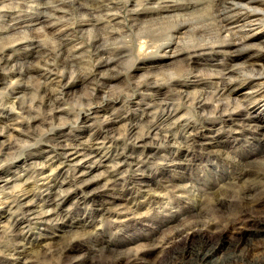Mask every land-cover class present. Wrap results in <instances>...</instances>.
<instances>
[{
	"label": "bare ground",
	"instance_id": "1",
	"mask_svg": "<svg viewBox=\"0 0 264 264\" xmlns=\"http://www.w3.org/2000/svg\"><path fill=\"white\" fill-rule=\"evenodd\" d=\"M80 1L67 2L78 3V9L82 13L93 15L91 25L95 27L100 21L99 12H111L120 0ZM199 1L126 0L131 6L132 27L139 38L145 39L142 45L140 44L142 48L153 47L154 42L151 44L149 40H158L154 37L159 35L167 41L173 40L175 36L181 41L192 34L199 38L208 37L207 25L197 19V14L204 11L206 6ZM211 1L218 8L217 20L221 25L217 37L226 45H219L217 48L232 53L233 62L204 61L207 66L204 71L213 78L219 88L213 92L203 88L196 92L189 91V84L182 83L178 76L164 68L167 60L177 56L175 48L170 50V53L166 51L165 56L168 58L163 59L165 63L162 60L159 64L164 68L163 74L167 78L162 80L158 75L152 74L146 84L138 82L137 86L143 94L156 93L158 100L164 105L166 114L158 121H150L147 131L142 135H138L141 121L133 123L130 134L135 142L141 145L152 144L156 137L160 136L166 146L158 156L162 161L174 165L178 162L175 152L180 150L181 146L192 148L191 140L197 135H202L203 128L199 131L200 128L195 123H184L182 130L176 129L180 126L179 118H175L177 110L169 100L168 94L160 92V88L166 86L172 87L177 93V98L186 103L198 99L196 105L204 114L209 108L219 109L226 116L221 124H226L234 132L240 131L245 136H253L257 148H246L235 155L236 149H223V143L218 140L213 145L205 142L207 148L213 149V159L216 160V165L205 164L199 167L205 177L196 173V169H186L187 173L164 178L151 174L147 177L118 178L115 173L121 174L122 167L127 165L128 160L118 149L115 138L103 136L104 133H101L88 139L92 140L91 146L88 147L70 141L60 133L49 134L48 140L55 141L57 147L50 150L46 160L41 162H37L38 159L34 161L36 157L31 155V163H35L38 169L36 178L28 175V169L21 167H18L19 174L8 173L0 176V264H264V116L248 111L250 103L264 100V0ZM24 2L31 3L28 6L36 12L31 18L34 17L38 21L43 19L39 21L41 25L36 29L40 32H44L46 27L44 20L63 12V5L67 4L65 0ZM230 9H236V12L248 9L250 12L247 10L237 18H230ZM28 16L30 13L25 15ZM1 18H9L4 27L24 33L27 46L33 50L31 55L39 51L41 41L35 34L28 33L31 28L24 26V29L20 30L24 21L0 13ZM179 40L171 41L167 47L177 46ZM251 44L262 51L260 55L255 58L245 56L244 63H238L242 59L241 55L237 54L238 49ZM157 46L161 47L163 44L155 45ZM213 46L203 43L193 52L201 54ZM4 50L0 53V68L5 70L11 62H15V69L8 68L14 70L17 78L12 77L8 82L19 86L14 87L19 91L11 93V97L10 94L7 96L6 92L0 95V116L4 118L0 125V135H5V139L0 140V156L8 155L7 150L16 146L19 139L17 133L22 134L25 128L34 123H47L32 114L33 104L25 106L22 103L28 83L19 80L31 78L35 74L32 67L26 66L24 69L26 59L31 55L25 54L23 58H15L13 54L8 53L9 49ZM110 63L111 61L104 63L103 67L110 66ZM22 64L24 65L21 67ZM239 71L252 72L248 77L250 85L244 90L236 87L246 84V81L241 79L242 75L239 76ZM48 72L51 77L45 76V81H38L44 92L49 85V79L59 78V82L64 80L56 73ZM52 98L45 93V106L50 105ZM150 101L149 108L153 107ZM152 110H149L150 113L146 112L149 117L152 116ZM68 113L62 107L50 108L46 118L51 121ZM143 115L145 116V113ZM110 119L112 122L119 120L111 118V114L108 123ZM209 122L204 125V134L213 137L218 128L216 129L213 121ZM106 127L108 130L109 124ZM176 146L178 147L174 152L168 151V148ZM153 150L148 147V156L156 157ZM130 155L134 156L132 152ZM105 162L112 163V170L103 169L105 174H94L106 165ZM136 163H139L137 157ZM128 167H131L130 163ZM185 168H188L187 165ZM33 184L36 187L31 188ZM7 189L10 191L7 192ZM73 189H80L81 194H92L93 198H100L101 202L93 212H83L75 226L59 228V220L64 221L69 217L70 210L64 206ZM9 193L15 194L13 200L7 199V196L11 195ZM49 225L63 229L56 242L49 239L55 236L52 234L56 232H47ZM32 229H37L36 236H42L44 239L38 241L29 239L31 236L27 238V233ZM246 230H253L256 238L244 236ZM55 259H58V262H55Z\"/></svg>",
	"mask_w": 264,
	"mask_h": 264
},
{
	"label": "rangeland",
	"instance_id": "2",
	"mask_svg": "<svg viewBox=\"0 0 264 264\" xmlns=\"http://www.w3.org/2000/svg\"><path fill=\"white\" fill-rule=\"evenodd\" d=\"M65 1L67 2L70 0ZM82 1L83 0L80 2ZM199 2H203L202 4L206 6L204 11L197 14V19L207 25L209 30L208 37L199 38L194 37L192 34L181 41L176 36L173 40L167 41L165 37L159 35L154 37L155 39L158 38V40H149L151 44L154 42V48L151 46V48L143 49L141 45L145 39L139 38L134 27H132L131 6L126 0H120L118 6L113 8L114 10L112 9L109 13L107 11L99 12L101 15L98 17L100 21H98L95 27L91 25L93 22V15L82 13L81 10L78 9V3L72 4L67 2V4L63 5V12H58V16L51 15L48 19L44 20L43 24L46 25L45 29H43L44 32L36 30L41 25L39 21H43V19L38 21L34 17L31 18L36 13L34 9L28 6L31 3L27 4L24 0H0V13L2 15L17 17L21 22L24 21L21 25L23 28L20 30H23L24 26L31 28V32L29 31L28 33L35 34L34 36H37L41 41L39 51L31 55L33 50L31 47L27 46L28 42L25 37H23L24 33L22 31H12L10 28L4 27V24L7 23L9 18L0 19V53L2 54L6 48V50L9 49L8 53L13 54L15 58H23L25 54H30L31 56L26 59L24 69L26 66H29L35 70V74L31 78L25 77L19 80L22 83H28V88L23 93L24 97L22 103L25 106L33 104L34 111L32 114L35 116L37 115L39 120H46L47 122L34 123L30 127L27 125L29 128L25 126L28 129L25 128L26 130H24L22 134L17 133L19 136L18 142L15 144L17 147L14 145L15 147H12L9 151L7 150L8 155L0 156V176L8 173L19 174L20 170L18 167H21L28 169V175L30 174L33 178H36L38 171V169H36L37 165L31 163V161H37L38 159L37 162H41L43 159L46 160L50 150L57 147V143L52 141V139L48 140L47 135L55 133L65 135L70 141L72 140L77 144L88 147L91 146L92 143V140L88 139L95 138L98 134L104 133L103 136L109 135V137L115 138L118 143V149L125 154L128 160L126 162L127 165L122 167V175L118 172L115 173L118 175V178L147 177L150 174L157 178H164L166 176H178L182 174V172L187 173L188 170L186 169H196V173L200 176L204 175L203 177H205V173L200 172L199 167L205 164L216 165V160L213 159V149L207 148L208 146L204 144L205 142H209L208 144L213 145V143L218 140L223 143V149H230L232 147L236 149L237 153H234L235 155L238 153L240 154L242 150L246 148L256 149L257 145L255 144V138L253 136H245L244 133L240 131L234 132L228 128L226 124H221L226 116L223 115L219 109L211 108L210 110L209 108V113L207 111L204 114L196 105L198 99L192 102L190 100L186 103V101L177 98V93L172 87L168 88L166 86H162L160 92L168 94L169 100L173 102L174 108L177 110L175 118H179L178 126H180L176 127V129L182 130L184 128V123H195L200 128L199 131L203 128L202 135H197L191 140L193 144L192 148L187 149L181 146V149L175 152L178 155L177 163H180L174 165L162 161L158 156L166 146L160 136L156 137V140L152 144L144 143V145H141L140 143L137 144L135 142L136 140L130 134V128L137 122L141 121V129L139 127L138 135H142L147 131L150 121H158L166 114L164 105L158 100L159 96L154 92H145V94H143V91L141 92L138 90V82H140V84H146L148 77L152 74L153 76L158 75V78L165 80L167 77L163 74V71L164 68H168L175 76H178V79L182 83L190 85L189 88H187L189 91L196 92L203 88L204 90L209 89L206 90L208 92H213L219 87L212 80L213 78L208 76L204 71L206 70L204 68L207 67L204 65L205 62H219L222 60L226 63H233L231 57L232 53L225 52L223 48H221V50L217 48L219 45L222 47L226 46L225 43L222 42L223 40L221 41V39L217 37V31L219 27H221L217 20V6L215 7L211 0H200ZM152 6L154 7V5ZM155 6L159 7V5ZM247 10L248 9L242 12H236V9H230L228 11V16L230 18H237L241 13H245ZM248 11L250 12V10ZM28 13H30V16L25 17ZM160 27L164 28V26L161 25ZM177 40L180 41L177 46L174 45V47L172 46L171 48L167 47L171 41L174 42ZM203 43L215 46L206 52H201V54L194 53L193 50ZM60 44H62V46H60ZM159 44H163V46L155 47V45ZM174 48L177 54L176 58L167 60L168 63L166 66L161 68V64L159 63L163 59L168 58L165 53H170ZM261 52L262 51L258 49L257 46H253L252 44L244 46L243 48L240 47L237 54H240L242 59H240L238 63H244L243 57L245 56L255 58L258 57ZM108 61H111L110 66L103 67L104 63ZM163 62L165 63L164 60ZM97 63L100 64V66ZM23 65L24 64L20 66L22 67ZM8 67L15 69V62H11ZM8 67V70L0 68V95L6 92V95L8 96L10 94L11 97V93H17L19 91L18 89H14V87L19 86H15L8 82L11 81L12 77L14 79L15 77L17 78L14 70L12 71ZM48 71H51L53 74L56 73L59 75L58 77H62L64 80L63 82H59V78H56V76V79H49V85L44 92L38 81H45L46 77H51L48 75ZM39 72L41 74H39ZM238 74L239 76L242 75L241 79L245 80L246 84L244 86L237 85L236 87L244 90L245 87L250 85V79H248V77L252 72L239 71ZM45 93L51 96V98L53 97V102L51 101L48 106H45L43 100ZM198 96L196 95V97ZM210 97H212V94ZM149 100L152 101L153 107L149 108ZM231 105L232 104H230V106ZM58 107L65 108L69 112L68 115H62L58 118L55 117L51 121L47 119V111L50 110V108L55 109ZM94 110H97L99 114L98 112H94ZM149 110H152L151 117L146 114V112L150 113ZM248 111L264 116V100L250 103ZM144 113L145 116L143 115ZM110 114L111 118L119 120L112 122V119H110L111 121L108 123ZM3 119L4 118L0 116V125H2ZM58 121H60V123ZM208 121H210L209 123L213 121L216 129L218 128V131L213 137L207 133L204 134L206 131L204 125ZM108 124L110 128L106 130ZM4 136L5 135H0V140L5 139ZM148 147L154 149L153 151L156 153V157L148 156L146 153ZM177 147L178 146L171 149L168 148V151L174 152ZM131 152L134 156L130 155ZM31 155L36 158H32V160ZM136 157L137 162H139L138 164L136 163ZM130 160L134 162H130ZM129 163L131 167H128ZM104 164L106 165L101 167V170L99 169L100 171H95L94 174L103 175L102 173L105 174L106 169H108V171L112 170L110 169L112 163L105 162ZM138 165L139 167H137ZM185 165H187L188 168H185ZM34 187H36V185L33 184L31 188ZM8 191L10 190L7 189V192ZM79 191L80 189H73L71 192V196L64 206V208L70 210V214L67 220H59V228L65 229L75 226L83 212H93L99 206L101 202L100 198H93L91 196L92 194H81ZM14 196L15 194L8 195L7 199L13 200ZM49 226L50 231L47 229V232L51 233L56 231L52 234L55 236H51L49 239L55 242L58 241V234L63 232V229L51 227L52 225ZM244 232V236L248 235L247 238H256L253 230H246ZM37 233V229H32L27 233V238L31 236L29 239H37L38 241L44 239L42 236L37 237ZM53 246H55V243H53L52 247ZM55 262H58V259H55ZM59 264L66 263L60 262Z\"/></svg>",
	"mask_w": 264,
	"mask_h": 264
}]
</instances>
